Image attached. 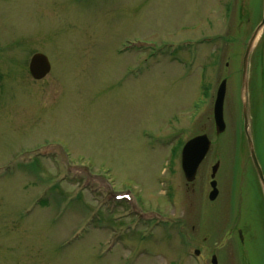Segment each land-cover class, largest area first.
Returning a JSON list of instances; mask_svg holds the SVG:
<instances>
[{
    "label": "rangeland",
    "instance_id": "374dc122",
    "mask_svg": "<svg viewBox=\"0 0 264 264\" xmlns=\"http://www.w3.org/2000/svg\"><path fill=\"white\" fill-rule=\"evenodd\" d=\"M263 10L264 0H0V264H212L213 254L264 264L240 79ZM263 42L247 97L264 173ZM38 52L52 65L41 80L29 72ZM203 133L212 146L187 182L181 150Z\"/></svg>",
    "mask_w": 264,
    "mask_h": 264
},
{
    "label": "water",
    "instance_id": "95a60500",
    "mask_svg": "<svg viewBox=\"0 0 264 264\" xmlns=\"http://www.w3.org/2000/svg\"><path fill=\"white\" fill-rule=\"evenodd\" d=\"M264 35V10L261 21L255 27L253 34L251 35L245 53L242 59V74H241V83L243 91V112L242 120L244 124V133L249 148V155L251 157L252 163L257 172L258 178L260 180L261 186L263 188L264 196V173L263 169L260 166L258 161L256 150L252 138V130L250 125V118L248 112V97L247 91L249 86V69H250V57L254 47L256 46L260 37ZM51 63L49 58L43 53H35L29 62V71L31 76L36 80L44 79L51 71ZM227 89V79H223L219 85L215 103H214V121H215V130L217 134H222L225 132L227 124L224 118V103ZM212 146V141L209 136L205 133L199 134L195 137L189 139L183 146L181 151V166L184 173V176L187 182H193L196 179L198 169L207 154L209 153ZM219 163L217 162L212 167V181L210 183L211 191L209 193V199L211 201L215 200L218 197L219 190L216 181V174L219 169ZM196 253H199L197 251ZM212 264H218L217 257H212Z\"/></svg>",
    "mask_w": 264,
    "mask_h": 264
},
{
    "label": "flooded vegetation",
    "instance_id": "af4514ba",
    "mask_svg": "<svg viewBox=\"0 0 264 264\" xmlns=\"http://www.w3.org/2000/svg\"><path fill=\"white\" fill-rule=\"evenodd\" d=\"M210 182H211V180H210ZM240 236H241V237H240V242H244V238H243V236H242L241 234H240ZM215 255L218 257V258H217V259H218V264H220V263H219V262H220V261H219V256H218L217 254H215ZM213 256H214V254H213Z\"/></svg>",
    "mask_w": 264,
    "mask_h": 264
},
{
    "label": "trees",
    "instance_id": "16d2710c",
    "mask_svg": "<svg viewBox=\"0 0 264 264\" xmlns=\"http://www.w3.org/2000/svg\"><path fill=\"white\" fill-rule=\"evenodd\" d=\"M260 52V51H259Z\"/></svg>",
    "mask_w": 264,
    "mask_h": 264
}]
</instances>
